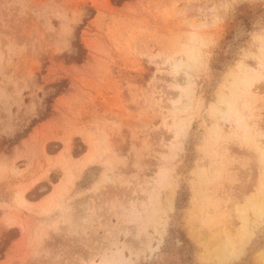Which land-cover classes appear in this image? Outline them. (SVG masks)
Listing matches in <instances>:
<instances>
[{
    "label": "rangeland",
    "instance_id": "rangeland-1",
    "mask_svg": "<svg viewBox=\"0 0 264 264\" xmlns=\"http://www.w3.org/2000/svg\"><path fill=\"white\" fill-rule=\"evenodd\" d=\"M0 264H264V0H0Z\"/></svg>",
    "mask_w": 264,
    "mask_h": 264
}]
</instances>
